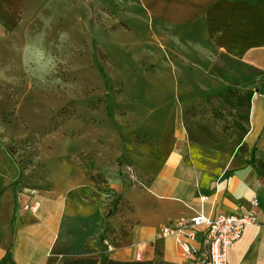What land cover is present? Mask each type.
I'll return each mask as SVG.
<instances>
[{"label": "crops", "instance_id": "0c3cea01", "mask_svg": "<svg viewBox=\"0 0 264 264\" xmlns=\"http://www.w3.org/2000/svg\"><path fill=\"white\" fill-rule=\"evenodd\" d=\"M139 2L152 21L184 31V71L179 68L177 96L163 103L169 110L154 125L155 140H130L111 128L77 137L55 131L42 143L45 189L28 185L0 142V264L89 256L104 264L135 260L138 251L143 260L186 264L175 240L160 236L164 225L197 213L238 214L255 196L259 225L246 229L228 261L264 264V0ZM192 58L194 68L187 69ZM230 89L253 93L238 143L192 141L183 101ZM36 202L38 212L25 209Z\"/></svg>", "mask_w": 264, "mask_h": 264}, {"label": "rangeland", "instance_id": "374dc122", "mask_svg": "<svg viewBox=\"0 0 264 264\" xmlns=\"http://www.w3.org/2000/svg\"><path fill=\"white\" fill-rule=\"evenodd\" d=\"M183 32L152 21L139 0H0V142L28 185L45 189L42 143L60 129L154 141L184 71ZM236 118L232 148L241 110Z\"/></svg>", "mask_w": 264, "mask_h": 264}, {"label": "built area", "instance_id": "2783aa9c", "mask_svg": "<svg viewBox=\"0 0 264 264\" xmlns=\"http://www.w3.org/2000/svg\"><path fill=\"white\" fill-rule=\"evenodd\" d=\"M125 171L132 178L135 167L125 165ZM207 199L203 196L202 200ZM250 207H241L234 215L219 214L211 217L197 213L188 219H180L164 225L160 230L162 238H173L186 264H229L232 247L242 238L247 228L259 225V199L255 196ZM38 202L29 204L27 210L38 212ZM135 260H143L142 253L135 254Z\"/></svg>", "mask_w": 264, "mask_h": 264}, {"label": "trees", "instance_id": "16d2710c", "mask_svg": "<svg viewBox=\"0 0 264 264\" xmlns=\"http://www.w3.org/2000/svg\"><path fill=\"white\" fill-rule=\"evenodd\" d=\"M253 93L240 94L238 89H230L225 93L209 96L206 98H186L183 101L184 117L187 129L192 141L199 144L221 143L228 140L230 128L227 116L233 117V120L240 110L244 123L246 113L250 111ZM193 126L201 128V132H194ZM224 124V125H223ZM223 126V129H220ZM233 126L237 128L236 122ZM246 132L245 126L242 130ZM243 136V135H242ZM227 138V139H226ZM91 175V174H90ZM93 179H100V176L91 175ZM102 183V182H101ZM58 264H100L99 257H72L61 260ZM104 264H169L157 263L147 260L118 261L107 258Z\"/></svg>", "mask_w": 264, "mask_h": 264}]
</instances>
